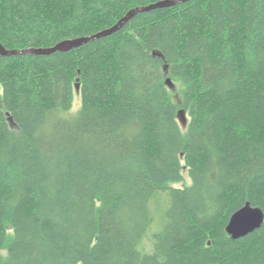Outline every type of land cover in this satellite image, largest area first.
Here are the masks:
<instances>
[{
  "label": "trees",
  "instance_id": "16d2710c",
  "mask_svg": "<svg viewBox=\"0 0 264 264\" xmlns=\"http://www.w3.org/2000/svg\"><path fill=\"white\" fill-rule=\"evenodd\" d=\"M159 1L0 0V45L48 49ZM246 204L264 214V0L178 2L0 55V264H264V221L226 232Z\"/></svg>",
  "mask_w": 264,
  "mask_h": 264
},
{
  "label": "water",
  "instance_id": "95a60500",
  "mask_svg": "<svg viewBox=\"0 0 264 264\" xmlns=\"http://www.w3.org/2000/svg\"><path fill=\"white\" fill-rule=\"evenodd\" d=\"M186 1L189 0L159 1L157 3L145 7L133 9L130 12H128L122 19H120L114 26L108 29L100 31L90 37H81L73 40H65L48 49L28 48L22 51H15V50H6L2 45H0V55L1 56H14V55H26V54L49 55L56 51H67L76 48L82 44H85L89 41H92L94 39H98L115 33L137 13L147 12L158 8L170 7L178 2H186ZM170 83L171 82L169 81V79L166 80L167 85H169ZM78 87L79 86L77 85L76 86L77 91H78ZM9 121L11 120L9 119ZM263 221H264V214L262 210L259 208L251 207L249 204H246L241 209L237 210L235 213L232 214L226 226V232L232 239H238L260 228Z\"/></svg>",
  "mask_w": 264,
  "mask_h": 264
},
{
  "label": "rangeland",
  "instance_id": "374dc122",
  "mask_svg": "<svg viewBox=\"0 0 264 264\" xmlns=\"http://www.w3.org/2000/svg\"><path fill=\"white\" fill-rule=\"evenodd\" d=\"M167 86L170 90V93H171L174 101L176 103H178V101H179V86L176 84H172V83H170ZM80 104H81V102H80L79 93H78V91H75L74 92V99H73V107H72L71 112L68 114V116L75 113L78 110V108L80 107ZM177 121H178V124H179L180 128L182 129V131L185 132L186 125L188 123V116L186 115V113L183 110H181L179 112V114L177 116ZM183 173H184L183 183L177 184L176 186H182L184 184L190 183V180L188 179L187 174L185 172H183Z\"/></svg>",
  "mask_w": 264,
  "mask_h": 264
}]
</instances>
